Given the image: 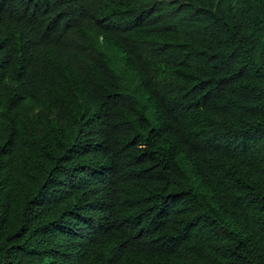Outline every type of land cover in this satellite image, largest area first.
I'll list each match as a JSON object with an SVG mask.
<instances>
[{
    "label": "trees",
    "instance_id": "16d2710c",
    "mask_svg": "<svg viewBox=\"0 0 264 264\" xmlns=\"http://www.w3.org/2000/svg\"><path fill=\"white\" fill-rule=\"evenodd\" d=\"M0 264H264V0H0Z\"/></svg>",
    "mask_w": 264,
    "mask_h": 264
}]
</instances>
